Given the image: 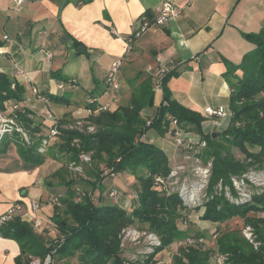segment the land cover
Listing matches in <instances>:
<instances>
[{"label":"crops","instance_id":"1","mask_svg":"<svg viewBox=\"0 0 264 264\" xmlns=\"http://www.w3.org/2000/svg\"><path fill=\"white\" fill-rule=\"evenodd\" d=\"M62 1L23 0L16 9L14 0H0V72L27 75L28 82L17 76L25 86L24 97L43 98L29 102L34 113L48 109L63 117L74 109H89V104L113 105L146 77L142 71L147 64L155 67L168 59L178 64V73L166 82L173 99L195 110L204 106L226 108L230 88L223 58L239 63L254 47L243 33L264 30V0H170L182 6V13L161 25L153 24L133 39L127 50V38L137 20L152 19L163 0H65L59 10ZM75 41L87 54L77 52L80 45ZM41 48L52 51L51 59ZM116 58L122 60L120 89L113 90L107 87L105 75ZM54 72L71 78L76 85L64 83L59 89L57 84L62 79ZM31 86L37 93L33 94ZM156 91L155 103L163 95L161 89ZM93 97L96 101L91 104L88 100ZM7 153L13 163L0 164V213L20 196L29 200L65 195V183L45 185L49 175L63 164L62 157H46L43 163L31 165L18 156L12 143L1 152ZM125 204L120 206L125 208ZM168 250L159 253L162 257L157 258L158 264H171ZM19 252L15 240L0 236V264H15ZM63 264L79 262L71 257Z\"/></svg>","mask_w":264,"mask_h":264},{"label":"trees","instance_id":"2","mask_svg":"<svg viewBox=\"0 0 264 264\" xmlns=\"http://www.w3.org/2000/svg\"><path fill=\"white\" fill-rule=\"evenodd\" d=\"M78 1L84 3L89 0ZM243 36L253 43L254 47L244 53L237 64L223 58L226 65L224 75L230 88L228 105L232 116L228 127L218 136L204 134L201 127L202 115L197 110L184 107L171 97L166 82L178 73V65L170 68L164 76L163 95L157 103L150 78L146 76L133 86L129 101L118 105L114 110L103 108L105 104L102 103L97 106L89 104L92 109L98 108L97 113L88 116L90 122L95 125L94 132L62 130L65 141L77 138L80 143L78 147L71 145L64 149L61 146V149L71 152L76 158H79L81 152L87 151L92 153L93 158L105 156L106 165L112 167L115 172L130 170L138 180L139 189L136 191V200L131 211L127 212L113 202L96 203L89 195L80 201L73 200L74 182L66 181L65 195L59 200L63 213L71 219V223L59 214L57 208L49 216L51 222L63 234L61 242L56 246L55 255H76L79 264H123L118 254V233L122 227L133 223L134 219L147 224V228L155 232L161 241L155 252L140 264H156L153 255L157 251L172 242L191 236L188 230L181 228L177 223V218L181 215L178 207L182 208L186 215L191 214V209L178 206L180 200L175 193L163 195L153 188L152 175L166 174L170 165L166 152L156 142L151 141L149 135L145 136V133L149 127L163 135L167 126L165 116L168 114L179 121L192 124L208 143L203 155L213 159L208 184L212 197L205 201L201 218L220 223L235 216L242 218L244 225H250L255 230L260 243L258 248H254L240 235L238 229H232L223 231L217 238L218 250L229 254L228 264H264V216L256 215V212L264 210V191L254 194L250 201L241 204L231 202L223 193L212 191L219 181L223 185L229 184L232 188L230 176L244 172L248 165L237 161L224 142L236 147L249 158V164L264 162V30L258 33H243ZM75 43L80 45L77 41ZM236 70H239V73H236ZM54 75L62 80L67 79L57 72H54ZM24 95L23 84L0 72V108L4 107L7 100H23ZM48 97L59 99L54 95ZM162 100H165L166 104H163ZM145 107H155L148 127L141 116ZM10 143L16 146L18 156L26 163L39 165L44 161L45 155L38 152L40 139L31 144H22L18 137L13 135L5 141L0 151H5ZM250 147L255 150L251 151ZM58 171L60 170L54 173ZM103 177L96 179L95 187L99 188L98 190L103 189ZM250 212L252 214H249ZM0 235L17 242L20 253L15 257V264H27L29 255L43 257L47 253V248L40 243L41 237L18 217L1 224ZM198 243L179 247L172 257L171 264H209L213 250L203 248Z\"/></svg>","mask_w":264,"mask_h":264},{"label":"rangeland","instance_id":"3","mask_svg":"<svg viewBox=\"0 0 264 264\" xmlns=\"http://www.w3.org/2000/svg\"><path fill=\"white\" fill-rule=\"evenodd\" d=\"M129 43V45H131L133 41L129 40ZM196 57L197 56L193 58L195 59ZM174 63L178 65L177 62L174 61ZM159 64L155 65V67L147 64L142 73L150 78L153 90L156 91L161 89L163 92L162 83L167 72H165L162 76H159L157 72V70L160 69ZM121 66L122 60L119 71ZM18 74L26 82L30 81L25 73L20 74L17 72V74L14 76L7 75L20 83V81L17 79ZM158 79H160L159 88L155 87V81ZM117 80L119 82V78H117ZM59 83L62 85H64V83L71 84L72 86L76 85L75 81L71 78L61 80L58 82V84ZM138 83H134V86ZM13 85L14 84L12 83L11 86L13 87ZM133 88L134 87H131V90ZM118 89H120V82L117 90ZM31 90L33 94L37 93V90L34 86H31ZM131 90L130 94L128 92L123 96L122 93V99L113 105L109 103L107 108L114 110L118 105L126 104L130 99ZM157 94L158 91H156V97ZM25 98L26 97H24L21 101L7 100L4 102V107L0 108L1 117L4 119L13 120L12 129L6 131L0 127V130L2 129V131H0V148L3 146L5 141H7V139L13 135H16L22 144H31L34 140L40 139L38 152L44 154L45 158L51 157L57 160L58 157L63 158V164L59 168L60 171L54 173V175H49V177L45 180V185L53 186L58 183L62 184L66 183V181L73 180V200L80 201L84 198V196L89 195L96 203L103 204L113 202L119 206L120 204L124 206L126 203L125 208L122 206L121 207L127 212H130L134 205L133 203H135L136 200V191L139 189L138 180L130 170H126L124 172H115L114 170H111L110 172L108 171L107 174H104L103 171L108 167L106 165L105 156L93 158L92 153L87 151L81 152L79 154V158H76L74 154L64 150L68 147H71V145L78 147L80 141L77 138H74L69 142L65 141L61 133L62 130H76L82 133L94 132L95 125L90 122L88 116L95 114L98 111L95 113L92 111V113H90L89 109H83V111L74 109L75 111H68L63 117L56 116V114L48 109L44 111L41 110V112L38 111L39 113H34L32 112L33 107L29 105V102L33 98H36L40 101H42L43 98L39 95L33 96L31 98L29 97L26 98L27 103L24 102ZM92 99H94V97ZM162 101L163 104H166L165 100ZM207 107L211 109H218L223 113V115H208L206 113ZM154 110L155 108L145 107L141 111V116L145 119L146 127L150 126ZM197 111L203 117V121L201 123L203 133L211 134V136L214 137L218 136L224 129L228 127L232 116L229 105L226 108L204 106L200 109H197ZM165 118L167 120V126L163 135L158 134L153 130V128L148 127L145 136L149 135V137H151L150 140L156 142L166 152L170 165V169L166 174L152 175L153 188L158 189L160 194L163 195L175 193L180 200L178 206L189 208L192 211L190 216H188L184 214L182 208L178 207V212H181V215H179L177 218L178 225L181 228L189 231L191 235L189 237L195 238L196 240L201 238L202 241L198 244H200L203 248H210L213 250L209 262L219 261L221 264H228L229 254L227 252L219 251L216 242L221 233L226 230L238 229L240 235L243 238H245L254 248H258L260 243L255 230H253L250 225H244L242 218L235 216L221 223L201 218L205 210V201L212 197V192L209 193L208 191V184L213 159L211 156L205 157L203 155L204 150L208 147L207 140L202 137V134L199 133L192 124L179 121L176 117L168 114H166ZM51 125H55L56 127L55 134L51 133ZM224 144L225 146H229L230 152L237 161L241 162L242 164H248L247 169L240 174H233L230 176L232 188H230L229 184L223 185L222 182L219 181L213 187L212 191L218 194L223 193L224 196L233 203L241 204L250 201L254 194H260L264 191V162L261 164H249L250 159L246 158V156L236 147L225 142ZM61 146L64 149H61ZM50 150L52 153L49 154ZM250 150L252 151L255 149L250 147ZM1 152L2 151H0V164L5 163V165H10L13 163V159L10 157L9 153L1 154ZM83 155L87 157L86 160L83 158ZM12 165L14 166V164ZM100 176H104L101 182L103 189L98 190L99 188L95 187L97 186L95 183L97 182L96 179ZM155 176L159 178H154ZM113 189L116 191V195L114 196L110 194V190ZM241 192H243L245 196L240 194ZM53 195L56 196V194ZM53 195L44 199H35L41 204L39 209L35 212L27 209V205L23 203L28 200H24V198H21L20 196L14 199L12 202H18L22 204L23 207L25 205L24 208H22L19 212H14L9 217L7 216L3 218L1 217L3 212L0 213V225L13 219L14 217H18L21 221L26 222L31 226L32 230L41 237V245L47 248V253L43 257L29 255V262L27 264H30V262L35 258L42 260V262L46 261L48 264H63L65 260H68L71 257L77 258L76 255L61 257L54 254L56 246L63 238V234L51 222L49 216L57 208L59 214L64 216L68 222L71 223V219L63 213V207L59 200L60 196L57 195L55 200ZM78 196L79 199L77 198ZM184 200L186 203L191 205L185 206L183 204ZM249 214L252 213L250 212ZM256 215L264 216V210L256 212ZM36 216L39 219L38 222H36V219H34ZM149 235H152V237H149ZM118 239V254L122 259L123 264H140L148 257V255L155 252L156 247L161 245L159 236L155 232L149 230L147 228V224L140 223L136 219H134L133 223L128 224L120 229L118 233ZM153 240H155L157 243H152ZM184 240L175 241L166 245L163 248L166 250V252L170 248L168 250L169 253H167V256L173 257L179 247L191 245L185 243L183 244L182 242ZM173 244H176L175 247H173ZM192 244H195V242ZM171 247H173V249ZM162 250L157 251L153 255V258L156 260V264H158L157 258L162 257L161 254H159Z\"/></svg>","mask_w":264,"mask_h":264},{"label":"built area","instance_id":"4","mask_svg":"<svg viewBox=\"0 0 264 264\" xmlns=\"http://www.w3.org/2000/svg\"><path fill=\"white\" fill-rule=\"evenodd\" d=\"M23 0H14V5L16 9H19L21 4H22ZM182 13V6H178L173 4V2H171L170 0H163L156 8V12L155 15L152 19L149 18H139L137 20V23L135 25L134 30L132 31L131 35L129 36V38H127V50L130 48V43L129 40H133L139 36H141L144 32H146L153 24L156 25H161L163 24L166 20H168L169 18H173V17H177ZM111 33H115V31L113 29H110ZM41 51L43 52V54H45L46 58H51L53 53L50 50H47L45 48H41ZM121 65V58H116L114 59L111 64L110 67L108 68L105 78H106V84L113 88V89H117L119 87V82L117 80L118 78V71H119V67ZM174 65H176L174 63L173 59H168L166 61H163L159 64V70H157L159 76H162L165 72H167L170 68H172ZM21 72V71H19ZM161 78V77H160ZM58 88H62L63 85L61 83H59ZM155 87H160V79L155 81ZM96 101V98L94 97V99H89L88 102L89 103H94ZM107 107V104L103 105V108ZM95 113L98 111V108H89V112L90 113ZM206 113L208 115H219L222 116L223 113L218 110V109H211L209 107L206 108ZM53 123V122H52ZM13 120L12 119H4L3 117L0 116V127L4 130H9L13 128ZM2 129L0 131H2ZM3 130V131H4ZM50 130L52 134L56 133V127L54 126H50ZM45 143V142H44ZM83 158L86 160L87 157L83 155ZM113 170L112 167H107L105 168V170L103 171L104 174H107V172ZM154 178H159L157 176H155ZM158 182V181H157ZM110 194H112V196L116 195V191L110 190ZM240 194H242L243 196H245L243 194V192H241ZM56 200V196L53 195ZM79 199V196L77 197ZM244 200V199H243ZM54 201V200H53ZM27 205V209L32 210V211H37L40 207V203L39 201L35 200V199H29L28 201H25V203ZM185 206H190L191 204H188L185 202L183 203ZM25 207V205H24ZM22 204L18 203V202H11L6 210L1 214V217H9L10 215H12L14 212H19L22 208H24ZM190 216V214L188 215ZM34 219H36V222L39 221L38 217L36 216ZM149 237H152V235H149ZM201 242L202 239H195V238H191V237H187L182 243L184 244H192L194 242ZM152 243H157L155 240L152 241ZM30 264H48V262L40 260L35 258L34 260H32L30 262ZM209 264H221L219 261H213V262H209Z\"/></svg>","mask_w":264,"mask_h":264},{"label":"water","instance_id":"5","mask_svg":"<svg viewBox=\"0 0 264 264\" xmlns=\"http://www.w3.org/2000/svg\"><path fill=\"white\" fill-rule=\"evenodd\" d=\"M64 3H65V0H63V1L61 2L59 10H61V8L63 7ZM77 52H78V53L87 54L86 49H85L82 45H80V46L77 47ZM213 135H214V134H213Z\"/></svg>","mask_w":264,"mask_h":264}]
</instances>
